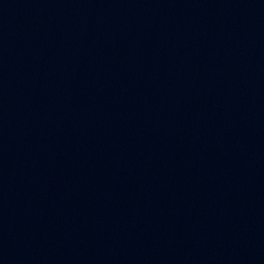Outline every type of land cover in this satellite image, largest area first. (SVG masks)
I'll use <instances>...</instances> for the list:
<instances>
[{
  "label": "water",
  "instance_id": "95a60500",
  "mask_svg": "<svg viewBox=\"0 0 264 264\" xmlns=\"http://www.w3.org/2000/svg\"><path fill=\"white\" fill-rule=\"evenodd\" d=\"M0 264H264V0H0Z\"/></svg>",
  "mask_w": 264,
  "mask_h": 264
}]
</instances>
